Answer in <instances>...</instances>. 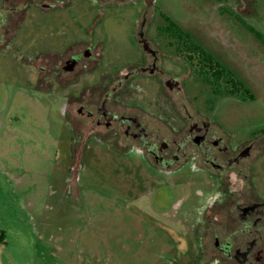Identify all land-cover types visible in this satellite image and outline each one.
Returning <instances> with one entry per match:
<instances>
[{"label":"rangeland","instance_id":"rangeland-1","mask_svg":"<svg viewBox=\"0 0 264 264\" xmlns=\"http://www.w3.org/2000/svg\"><path fill=\"white\" fill-rule=\"evenodd\" d=\"M53 2L30 5L0 34V264H170L186 247L184 216L209 199L206 185L155 182L137 150L122 155L93 142L74 163L67 87L38 79L39 63L91 33L107 56L119 55L102 68L122 67L143 3ZM153 2L157 25L185 32L243 87L208 97L198 88L196 104L209 106L228 135L261 137L264 0Z\"/></svg>","mask_w":264,"mask_h":264},{"label":"flooded vegetation","instance_id":"flooded-vegetation-1","mask_svg":"<svg viewBox=\"0 0 264 264\" xmlns=\"http://www.w3.org/2000/svg\"><path fill=\"white\" fill-rule=\"evenodd\" d=\"M92 1L110 8L133 0ZM141 2L131 56L122 67L102 68L119 55L107 56L94 33L39 63L40 82L51 78L67 87L63 109L74 163L93 142L122 155L137 150L155 182L206 185L209 199L184 216L190 220L186 247L170 264H264V134L228 135L209 106L196 104L198 88L205 87L206 97L243 90L182 31L157 25L153 0ZM54 3L1 0L0 34L18 26L30 5L49 9Z\"/></svg>","mask_w":264,"mask_h":264},{"label":"trees","instance_id":"trees-1","mask_svg":"<svg viewBox=\"0 0 264 264\" xmlns=\"http://www.w3.org/2000/svg\"><path fill=\"white\" fill-rule=\"evenodd\" d=\"M182 33H183L184 36L188 37V35H187L185 32L182 31ZM187 39H188L189 41H191V39H190L189 37H188ZM197 48H198L201 52H205V53H206V51L203 50V49H202L201 47H199L198 45H197ZM208 57H209V59H211V61L214 62L216 65H219L218 62H216V61L213 60V58L210 56V54L208 55ZM219 66H220V65H219ZM225 70H226V69H223V72H225ZM223 72H221V75H222V76L225 75V73L223 74ZM228 72H229V71H228ZM229 73H230V72H229ZM219 75H220V73H219ZM228 80H230V81L236 80V82H237V83L240 85V87L243 89L241 83H240L239 81H237V79L230 78V79H228ZM245 91H246V90H245Z\"/></svg>","mask_w":264,"mask_h":264}]
</instances>
